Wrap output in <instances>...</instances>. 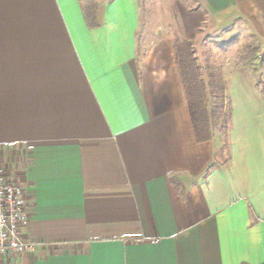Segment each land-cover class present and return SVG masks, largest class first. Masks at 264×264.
<instances>
[{"label":"crops","instance_id":"obj_1","mask_svg":"<svg viewBox=\"0 0 264 264\" xmlns=\"http://www.w3.org/2000/svg\"><path fill=\"white\" fill-rule=\"evenodd\" d=\"M139 25V0H0V164L36 244L0 264H264V86L238 72L226 152L197 143L174 42L139 62Z\"/></svg>","mask_w":264,"mask_h":264},{"label":"rangeland","instance_id":"obj_2","mask_svg":"<svg viewBox=\"0 0 264 264\" xmlns=\"http://www.w3.org/2000/svg\"><path fill=\"white\" fill-rule=\"evenodd\" d=\"M201 4L200 0H139L138 61L164 36L190 45L193 90L207 113L211 139L221 141L224 154L229 121L225 125L223 118L231 113L227 84L238 72H246L259 89L264 86V24L244 18L218 19Z\"/></svg>","mask_w":264,"mask_h":264},{"label":"built area","instance_id":"obj_3","mask_svg":"<svg viewBox=\"0 0 264 264\" xmlns=\"http://www.w3.org/2000/svg\"><path fill=\"white\" fill-rule=\"evenodd\" d=\"M27 224L24 190L8 179L0 164V257L19 260L34 252L36 244L24 239Z\"/></svg>","mask_w":264,"mask_h":264},{"label":"trees","instance_id":"obj_4","mask_svg":"<svg viewBox=\"0 0 264 264\" xmlns=\"http://www.w3.org/2000/svg\"><path fill=\"white\" fill-rule=\"evenodd\" d=\"M94 5L90 4L88 10L86 11V22L88 27L93 28L94 24V13H93ZM189 44H180L178 41H174V53L175 60L178 67V73L180 77V82L184 91V95L187 102V107L190 115V120L195 136V140L197 143H204L211 140V133L207 118L206 111L202 108L200 101L193 90V77L191 70V57L187 51ZM185 48V49H184ZM210 81L214 83V77L210 75ZM225 87L223 84L221 85L222 102H225L224 98V90ZM230 115H224V124L229 121Z\"/></svg>","mask_w":264,"mask_h":264}]
</instances>
